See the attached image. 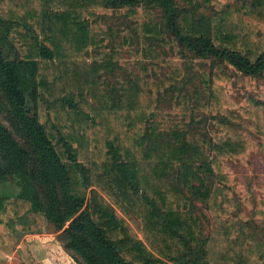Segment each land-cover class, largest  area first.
Here are the masks:
<instances>
[{"label":"trees","instance_id":"obj_1","mask_svg":"<svg viewBox=\"0 0 264 264\" xmlns=\"http://www.w3.org/2000/svg\"><path fill=\"white\" fill-rule=\"evenodd\" d=\"M109 11L135 43L123 77ZM168 48L264 74V0H0V186L18 187L0 192V247L50 227L77 264H204L195 201L215 214L219 165L264 153V100L205 72L206 99L189 95Z\"/></svg>","mask_w":264,"mask_h":264},{"label":"crops","instance_id":"obj_2","mask_svg":"<svg viewBox=\"0 0 264 264\" xmlns=\"http://www.w3.org/2000/svg\"><path fill=\"white\" fill-rule=\"evenodd\" d=\"M255 150L250 149L243 159H224L219 165L215 214L195 201L194 218L202 226V236L194 230L196 236L189 238V246L198 250L204 264H264V153ZM202 238L213 250L211 255L202 257Z\"/></svg>","mask_w":264,"mask_h":264},{"label":"rangeland","instance_id":"obj_3","mask_svg":"<svg viewBox=\"0 0 264 264\" xmlns=\"http://www.w3.org/2000/svg\"><path fill=\"white\" fill-rule=\"evenodd\" d=\"M224 1L226 0H221L222 3ZM240 1L250 2L253 0ZM180 5H184V3L180 2ZM200 11L203 14H211L215 11V9L214 7L212 8V6L208 5L204 9L201 7ZM160 12L161 10L155 9V13L158 17ZM108 13L109 15L99 19L105 22L108 21V25L111 24L116 32H120L116 35L113 42L115 43V46L118 49V55L121 58V65L116 71V75L118 77H123L130 71H137L131 56L132 47H134L135 43L128 46L122 45L121 39L124 35H127V32L125 31L127 29L124 30L123 28L129 26V24L124 20V15L110 11ZM128 31L132 33L131 29H128ZM163 53L166 59H170L171 61L174 60L175 63L179 64L182 70H185L186 75L183 77V82L187 84V87L185 88L187 89L189 95L198 92L201 94L200 97L202 99H206L207 94L204 90L205 85L201 77L202 73L205 72L210 73L211 77L214 78V81L218 80V82L222 85L221 87L228 91L227 96L232 101L240 103L241 101H244L247 96H253L264 100V74L259 76H244L235 73L232 69H226L225 67L222 68L221 65L216 66L209 59L196 58L181 51L175 53L172 52V49L170 48L165 49ZM172 66V63L167 64L165 67L159 68V71H157L162 75L169 77ZM224 73H227V77L220 79L219 75L222 74L223 76ZM109 79L111 80V77ZM177 84L181 85V81H177ZM207 87L210 88L211 86L208 85ZM167 96H169L168 101H177L176 97L173 98L171 94L168 93ZM169 108L172 109L170 106ZM26 109L28 110V115L32 117L34 115L33 104H28ZM231 109L236 110V107ZM244 130H246L248 134H251V136L254 135V131L249 129L247 125H244ZM254 151L256 150L254 149ZM79 181L78 179H75V183L73 185L75 192L88 194L89 189L81 186ZM17 191L18 187L15 181L12 180L0 186V192L16 193ZM61 240V233L53 232L50 227H42L35 232L20 234L19 239L15 244L0 247V264H77L63 249Z\"/></svg>","mask_w":264,"mask_h":264}]
</instances>
